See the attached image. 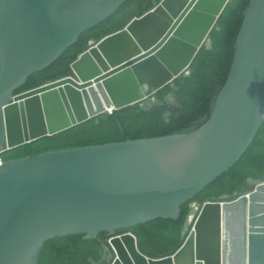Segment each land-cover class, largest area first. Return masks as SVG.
Instances as JSON below:
<instances>
[{"label":"water","instance_id":"1","mask_svg":"<svg viewBox=\"0 0 264 264\" xmlns=\"http://www.w3.org/2000/svg\"><path fill=\"white\" fill-rule=\"evenodd\" d=\"M124 2L0 0V155L154 95L187 72L229 0H162L82 53L74 76L14 94ZM263 124L264 0H251L228 78L197 130L1 159L0 264H40L43 243L57 236L178 218L242 159ZM191 205L189 221L198 213L173 253L148 256L126 231L109 239L111 264H264V182Z\"/></svg>","mask_w":264,"mask_h":264},{"label":"trees","instance_id":"2","mask_svg":"<svg viewBox=\"0 0 264 264\" xmlns=\"http://www.w3.org/2000/svg\"><path fill=\"white\" fill-rule=\"evenodd\" d=\"M161 1L125 0L109 18L83 32L52 64L31 74L14 94L74 76L71 64L82 53L108 35L124 29L134 18L153 10ZM250 2L229 0L187 72L154 95L125 108L100 113L57 134L6 149L0 158L10 161L48 151L197 130L210 119L228 78L237 36ZM260 182H264V124L242 159L185 201L178 218L157 217L113 232L104 230L95 236L85 232L57 236L43 243L40 264H111L115 252L109 239L126 231L136 235L138 246L146 255L171 254L183 243L193 224L189 221L192 203L202 206L205 200L233 199L254 190Z\"/></svg>","mask_w":264,"mask_h":264},{"label":"bare ground","instance_id":"3","mask_svg":"<svg viewBox=\"0 0 264 264\" xmlns=\"http://www.w3.org/2000/svg\"><path fill=\"white\" fill-rule=\"evenodd\" d=\"M91 106H92V110H93L94 112H99V111H101V110L104 109V103H103V101L100 99V97H96V99H91ZM85 111H86L87 114H89V110H88V108L85 107ZM195 218H196V217H195ZM194 220H195V219H194ZM194 220H193V222H194ZM128 242H129V240L124 241V244H126V243H128ZM130 244H131L132 246H134L133 243H132V241H130ZM129 248L131 249L132 247L129 246Z\"/></svg>","mask_w":264,"mask_h":264},{"label":"built area","instance_id":"4","mask_svg":"<svg viewBox=\"0 0 264 264\" xmlns=\"http://www.w3.org/2000/svg\"><path fill=\"white\" fill-rule=\"evenodd\" d=\"M0 162H1V158H0Z\"/></svg>","mask_w":264,"mask_h":264}]
</instances>
